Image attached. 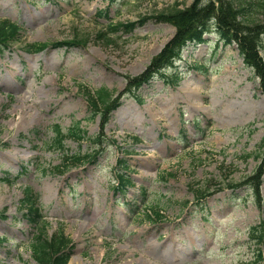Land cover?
Returning <instances> with one entry per match:
<instances>
[{"label":"rangeland","instance_id":"rangeland-1","mask_svg":"<svg viewBox=\"0 0 264 264\" xmlns=\"http://www.w3.org/2000/svg\"><path fill=\"white\" fill-rule=\"evenodd\" d=\"M192 2L0 0V20L20 29L0 55V264H38L31 245L41 232L65 234L69 264H249L260 256L264 264V239L251 237L263 232L264 171L259 191L229 187L264 168V96L237 45H223L213 29L166 70L179 83L157 75L126 91L175 35L152 17ZM141 19L109 45L102 36L110 23ZM76 37L85 46L66 45ZM43 42L51 47L29 52ZM101 88L119 105L104 128L87 96ZM78 124L85 139L50 148L56 126L69 133ZM87 154L94 163L57 170L64 157ZM116 173L133 182L124 193L115 191ZM28 190L40 224L22 208Z\"/></svg>","mask_w":264,"mask_h":264},{"label":"trees","instance_id":"trees-1","mask_svg":"<svg viewBox=\"0 0 264 264\" xmlns=\"http://www.w3.org/2000/svg\"><path fill=\"white\" fill-rule=\"evenodd\" d=\"M193 4L185 9L176 7L172 12H163L153 16L159 23H167L176 28L173 39L164 47V50L152 59L153 61L147 67L144 74L138 77L128 78L129 87L126 89L129 93L141 90L145 85L151 83L157 75L166 79L169 85L179 83V74L173 78L166 75L168 68H173L176 61L181 60L183 51L189 44L205 43V35L215 29L217 35L220 36V41L225 46L232 44L237 45L239 55L243 58L245 66L251 68L260 81V88L264 96V57L261 55L264 49V0H193ZM141 19L139 22L129 24L110 23V32L102 35L107 43L115 42L119 38L120 32L130 35L135 31L137 24L145 23ZM20 29L17 24L0 21V53H5L10 49L14 42L18 41ZM73 43H66L67 46H84L85 44L79 38H75ZM55 46H58L57 44ZM54 46V47H55ZM51 47L48 43H32L28 46L30 53H39ZM88 103L94 110L93 116L102 117V128L110 121V115L119 107L117 101H112L113 95L106 89H100L96 94L87 91ZM69 133H64V130L58 125L55 127V138L53 144L50 145L52 150L62 151L65 145L66 138H74L83 140L86 138L87 131L80 128L78 124ZM102 144L101 142H98ZM98 153V152H97ZM98 153L97 155H99ZM97 155H72L64 157L62 165L58 167L64 170L74 165L92 164L95 162ZM71 163V164H70ZM119 166L127 167V162L119 160ZM64 170L60 172H64ZM264 168H260L255 177H249L247 181L229 187L237 190L245 185L253 188L256 191L260 190ZM119 176L117 181L119 185H115V191L124 193L133 185L128 175L117 173ZM22 200V208H24L30 221L35 224H40L43 219L40 210L37 206V199L33 193L28 190L24 194ZM36 199V200H35ZM159 218L161 215L156 213ZM44 221V220H43ZM42 221V222H43ZM44 228V227H43ZM262 229H254L251 237L253 241L261 243L264 239V225ZM2 242V239H0ZM1 244V243H0ZM72 242L60 232L52 238L46 237L44 232L35 238V242L31 245L33 258L38 264H69L71 259ZM258 257V256H257ZM261 256L255 263L260 264Z\"/></svg>","mask_w":264,"mask_h":264},{"label":"bare ground","instance_id":"bare-ground-1","mask_svg":"<svg viewBox=\"0 0 264 264\" xmlns=\"http://www.w3.org/2000/svg\"><path fill=\"white\" fill-rule=\"evenodd\" d=\"M12 80H14V79H12ZM6 86H7V88L14 87V81L11 84H6ZM26 115H27V112L26 111L22 112L21 118L24 119V117H26Z\"/></svg>","mask_w":264,"mask_h":264}]
</instances>
